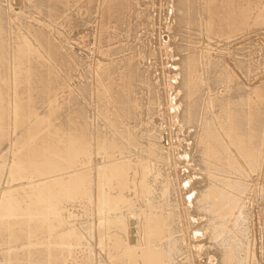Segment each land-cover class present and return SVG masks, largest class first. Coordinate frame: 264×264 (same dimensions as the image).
<instances>
[{
  "label": "rangeland",
  "instance_id": "374dc122",
  "mask_svg": "<svg viewBox=\"0 0 264 264\" xmlns=\"http://www.w3.org/2000/svg\"><path fill=\"white\" fill-rule=\"evenodd\" d=\"M107 1L0 0V13H7V43L12 51L10 57L13 56L9 57L11 67L15 64L20 35L42 55L36 65L37 72L47 74L48 70L41 64L49 65L47 68L54 75L47 95L41 102L32 104L37 112L34 121L48 118L59 130H72L65 132L66 140L77 137L75 134H86L91 144L106 138L112 157L108 160L98 155L92 159L86 157L87 160L82 157L78 170L87 173L89 169L94 171L97 166L109 163L123 166L127 175L122 192L128 202L121 207L119 217L126 223L129 212L139 214L136 232L128 236L124 223L123 228L117 225L120 221L107 228L99 227L101 219L94 216L88 200L63 203L65 215H74L67 228L75 227L85 241L82 248L72 251L70 259L69 254L61 256L60 263L77 264L78 260L82 264L84 257L91 255L92 264H127L128 259L125 261L122 254L136 241L137 255L150 250L162 252L163 264H224L225 253L229 254L225 264H264V0H119L124 4L122 25L114 16L117 0ZM220 6L227 12L214 14L211 9ZM237 14H240L239 20L235 17ZM183 16L186 18L182 21ZM41 31L47 36L46 40L59 49L62 46L60 52L64 60L61 63L52 60L41 47L42 38L37 36ZM184 55L193 56L196 61L195 66L186 71L188 75L184 74ZM134 71L138 75L128 87L126 80ZM123 92L129 100L125 112ZM50 100L54 101L51 106ZM77 110L85 116V128H80L78 123L73 129V124H69V118ZM189 112H193L191 117ZM229 114L235 115L234 119L237 117L234 127L239 128L241 136L256 137L259 156L254 160L229 137ZM251 117L256 122L249 126ZM208 132L215 135L220 147L217 148L219 157H207L205 163L201 159V139ZM16 134L11 136L13 140H18L20 134ZM211 145L215 146L213 139ZM5 183L0 192L9 187ZM112 185L115 195L119 191L118 181ZM94 186L91 190L97 203V182ZM213 192L215 197L211 195ZM115 216L118 214L112 217L113 221H117ZM154 222L156 225H151ZM89 223L94 226L91 224V228ZM227 235L230 246L223 242L224 247L221 241ZM91 236L97 241L91 240ZM106 236L108 238L99 246L101 238ZM120 240L122 247L117 249L116 242ZM40 249L50 247L43 245ZM215 251L218 253L214 254ZM43 252L34 256L31 264H48L45 258L38 259L48 251ZM136 262L143 264L141 258Z\"/></svg>",
  "mask_w": 264,
  "mask_h": 264
},
{
  "label": "bare ground",
  "instance_id": "6f19581e",
  "mask_svg": "<svg viewBox=\"0 0 264 264\" xmlns=\"http://www.w3.org/2000/svg\"><path fill=\"white\" fill-rule=\"evenodd\" d=\"M104 4L106 5V3H104ZM50 6L52 7V5H50ZM115 6H116V14L114 16L117 17V22H119V25H120L121 24L120 20L123 17L122 10L124 9V4H122L119 0H117V1H115ZM211 10L216 15L218 14V12H219V14L223 13V12H227V11H225V8H221V6L212 8ZM234 10H236V8ZM8 11H10V10H8ZM213 13H212V15H213ZM6 14L0 13V187L5 182L8 184L9 187L1 190V192H0L1 193V195H0L1 196V200H0V264H31L32 261L34 260L33 257L34 256L37 257V254H40L43 251L44 252L48 251L47 255L46 256H44V255L38 256L39 260H41V258H45L46 263L48 262V264H62V263H60L59 258L61 256L69 254V259H70L72 257V254H73L72 251L76 250L78 248H82L81 245L85 241V240L83 241V236L79 234L81 232L78 233V231H76L74 229L75 228L74 226H73L74 228H71V229L67 228L69 225V220L72 217H74V215L72 216V214H71V217H67V215H65V210H63V208H62L63 203L69 204L73 201H77L78 199L79 200H88L90 207H93V209H94V211H93L94 216L96 215V218L98 216L101 219V224L99 225V227L107 228L111 224L113 225L114 223H117L120 221L119 224H117V225L119 227L123 228V223H124V227H126L125 229L128 232V236H133L135 234V232H136L135 224L136 225L139 224L138 223V215L139 214L138 215H136L134 213L132 214V212H129L128 215L126 214L127 215L126 217L128 218V220H127L128 222L126 221V223L123 220V218L119 217V212L122 211L121 207L123 205H127V202H128L126 200V198L123 196L124 193L122 192V189H124L126 187V183H125L126 178L125 177L127 175L123 171V168H124L123 166H120V165L115 166V164L109 163L108 166H104V167L100 166V165L97 166V168L94 171H93V168L89 169V171L87 173L86 172H80L78 170L79 166L81 165V161H82L81 158L82 157H85V158L90 157V159L94 158L93 157L94 155H98L99 157L102 156L105 159L112 157L111 153L108 152L109 151L108 146H107L108 140L106 138L101 139L100 141H98V143H95V144L92 143L91 144L90 141L88 142L86 140V134H84V135L75 134L77 137H73L74 140L73 139L72 140H66V133L65 132L70 133V132H72V130L67 131V129H64V131H61L58 129L57 126H54V122L48 118H42V117L39 118L38 117L39 119H37V121H34V119L37 116V112H36V108H34V106H32V104H35L36 101L42 100L44 98V96L47 95V93L49 92V90L53 86V81H54L53 76L54 75H52V71L49 68H47L49 65L47 67H45L43 64H41L45 70H48L47 74H43L42 72H40V73L37 72L38 70H37L36 65L41 62L40 60H41L42 55L40 54V52L38 51V49L36 47H34L31 43H29L27 38L21 37L20 35L18 36L17 40H19V38H20L21 42L20 41L18 43L16 42L18 45L16 48L15 57L13 60V62H15V64L13 67H11V62H9V60H10L9 57H10L12 51H10V46L7 43L9 31H8L7 18H6L7 15ZM235 17L238 18V20H239L240 14L235 15ZM185 18L186 17L183 16L182 21ZM221 18H223V17H221ZM46 20L47 19H45V21ZM47 24H48V22H47ZM49 24H50V22H49ZM249 25H250V23H249ZM42 26H44V25L42 24ZM45 27L47 28V26H45ZM10 28H11V25H10ZM10 31H11V29H10ZM26 32H27V30H26ZM41 32H39L37 34L38 37L42 38V41L40 42L41 47L44 48V50L48 53V55L50 56V58H52V60L55 59L56 61H60V63H61L64 60V56L60 52V49L62 46L59 49L55 43L53 44L49 40H46L45 37H47V36L45 35L44 32H42V33ZM30 34H32V33H30ZM14 37H15V35H14ZM10 41H12V40H10ZM9 43H12V42H9ZM63 44H65V43H63ZM9 51H10V53H9ZM184 56H185L184 57L185 58L184 59V62H185L184 74L188 75L187 72L195 66L196 61H195V58L193 56H189V58H187L186 55H184ZM181 57H182V54H181ZM10 58H13V56ZM182 59H183V57H182ZM48 63H49V61H48ZM187 65L189 68L188 70H187ZM34 67H36V68H34ZM125 67H127V66H125ZM125 70H126V68H125ZM11 71H13L12 74H11ZM197 72H198V70H197ZM137 75H138V73L135 71L130 74L129 78L126 80V82H128L127 83L128 87L131 86L132 84H134V79H136ZM11 90H12V92H11ZM84 90H85V88H84ZM89 90H88V92H89ZM124 90H126V89L124 88ZM37 91H38V93H36ZM124 93L125 92L122 93V95H123L122 109L125 112V109L127 110V102L129 100H128L127 95ZM35 94H37V95L35 96ZM64 94H65V90H64ZM60 95H61V93H60ZM84 97H86V95ZM76 98H78V97H76ZM53 102H54L53 100H50L48 102L49 106H51L53 104ZM49 106H48V108H49ZM58 106H59V103H58ZM129 108H130V110H132L131 107H129ZM45 109H43V110L45 111ZM70 109H71V107H70ZM85 109H86V107H85ZM43 110H41L40 114H42ZM62 113H63V111H62ZM192 114H193V112L192 113L189 112V117H191ZM107 116L109 117L110 115H107ZM234 116L235 115H233V114H229V116H228L229 137H231L233 139V142L235 141L240 147H242V149L245 150V152L248 154V157L251 160H254L255 158H257L259 156L258 147H257L256 139H255L256 137L253 136L251 138L250 137L246 138L243 135L241 136L239 131H238L239 128L235 129V127H234V122H238L237 121L238 119H236L237 117L234 119ZM85 121H86L85 116H83L82 111H79V110L74 112L73 116H71L69 118V124L70 125L73 124V129H74L75 124H78V123H79L80 128L81 127L85 128V125H86ZM250 121L251 122H250L249 126H251V124H253L252 123L253 121L256 122V119L254 120L251 117ZM91 127H90V129H91ZM90 129H89V131H90ZM100 132H101V130H100ZM206 132H207V130H206ZM16 133L20 134L18 136L19 138L16 136L18 138V140H13L11 136L13 134L17 135ZM95 135H96V133H95ZM153 135H154V133H153ZM135 136H136V134H135ZM140 136H139V139H140ZM263 136H264V133H263ZM13 138H15V137H13ZM211 139H213L215 146L211 145ZM149 141H150V139H149ZM196 141H197V138H196ZM151 142H149V143H151ZM138 143H139V141H138ZM143 144L145 145V141ZM201 146L203 148L201 159H202V161L204 159L205 163H206L207 157L214 158V159L219 157L218 156L219 151L217 148L220 147V142H218V140L216 139L214 134L208 132L207 136L202 137ZM262 146H263V143H262ZM94 150H95V152H94ZM158 154H157V156H158ZM114 158H116V157H114ZM239 158H240V156H239ZM95 159H97V158H95ZM241 159H242V157H241ZM86 160H87V158H86ZM170 161H171V159H170ZM90 162H91V160H90ZM136 162H137V160H136ZM154 167H156V166H154ZM149 168H151V167H149ZM81 170L83 171V168ZM155 173H156V171H155ZM212 173H213V171H212ZM229 173H230V171H229ZM151 174H152V172H151ZM153 174H154V172H153ZM141 175H142V173H141ZM130 176H131V174H130ZM162 176H164V175L162 174ZM166 176H167V173H166ZM96 178H99V180H97ZM153 178H154V175H153ZM153 178H151V179H153ZM138 179H139V177H138ZM166 179H168V178H166ZM115 180L118 181L117 187H118L119 191H117V193L114 195V193H112V190H111V188H113V187H111V185L113 184V182H115ZM160 180H161V178H160ZM96 182H97V186H98V189H96V190H98V192H99V194H97L95 192L98 195L97 203H96V199L94 201V195H95V194L93 195L94 191L91 190L92 186L95 187L94 183H96ZM158 182H159V180H158ZM173 182H174V180H173ZM17 183H20V185L17 187L11 186V185L17 184ZM137 185H138V182H137ZM168 186H169V184H168ZM217 186H219V185H217ZM151 188H154V187L151 186ZM169 189H170V187H169ZM155 193H157V192H155ZM203 194H205V193H203ZM211 195H214L213 197H215L216 194H215V192H213ZM141 199H142V197H141ZM181 199H182V196H181ZM138 201H139V199H138ZM143 201L144 200H142L141 202H143ZM170 202H169V204H170ZM85 203H86V201H85ZM171 204H172V202H171ZM72 206H73V204H72ZM72 206H70V208ZM172 206H173V204H172ZM207 206H208V204H207ZM74 207L75 206H73V208ZM147 208H145V209L147 210ZM83 210L84 209H82V211ZM134 210L136 211L135 208H134ZM140 210H142V209H140ZM146 210H145V213H146ZM88 211H90V209ZM127 211H129V210H127ZM70 212H71V210H70ZM79 212H81V211H79ZM163 212H164V210H163ZM84 214H87V213H84ZM84 214H83V216H84ZM91 214H89V216ZM116 214H118V216H115L116 217L115 220H117V221H113L114 215H116ZM75 215H76V213H75ZM79 215H80V213H79ZM159 215H160V212H159ZM83 216H82V218H83ZM76 217H78V214ZM176 218H177V216H176ZM167 219H168V217H167ZM174 220H175V218H174ZM78 221L79 220H77V222ZM142 221H144V220H142ZM79 223H80V221H79ZM156 223L157 222H154L151 225L154 226V225H156ZM91 224L89 223V226ZM239 224H240V221H239ZM87 225H88V223H87ZM87 225H85V226H87ZM79 226H80V224H79ZM91 226H94V225L92 224ZM65 227L68 230H65L64 229ZM96 227H97V225L95 226V229H96ZM79 228H81V226ZM239 228L242 229L241 227H239ZM140 229H142V228H140ZM96 232H97V230H96ZM85 233H87V232L85 231ZM91 233L93 234L94 232H91ZM232 233H233V231H232ZM94 234L96 235V233H94ZM94 234H93V236H94ZM141 237H142V235H141ZM227 237H228V235L226 237L222 238L221 244L224 245V243H225L226 245L228 244L230 246V243H229L230 239H228ZM93 238H95V237L91 236V240ZM107 238H108L107 236L101 238L98 245L102 246ZM220 240L221 239H219V242H220ZM93 241H94V239H93ZM96 241L97 240H95L94 242H96ZM166 241H168V240H166ZM107 242H109V239ZM121 242H122L121 240L119 241V243L116 242L117 249H120V246L123 243V242L122 243ZM136 243L137 242L134 241L132 244L133 247L132 246L127 247L126 248L127 250H125L126 253L124 252L122 254L123 257H125V261H126V259H128L129 263H127V264H136L137 263L136 261L139 258L142 259L143 264H155V263L156 264H163L164 254L162 252H156V251L150 250V251H145L140 255H137L135 250L138 249L139 246L135 247ZM179 243H178V245H180ZM185 243H187V242H185ZM190 243H187V244L191 246L192 244H190ZM241 244H243V243H241ZM43 245H47V247L48 248L50 247V249H48V250L40 249ZM176 245H177V243H176ZM215 245L216 244H214V247H215ZM235 245H236V243H235ZM87 246H89V244ZM163 246H165V245H163ZM167 246H168V244H167ZM218 246H219V244H218ZM239 246H240V244H239ZM224 247H225V245H224ZM51 248H53V249H51ZM91 248L93 249V247H90V249ZM219 248H221V247H219ZM240 248H241V246H240ZM38 249H40V250H38ZM179 249H180V247H179ZM217 249L218 248H216V250ZM41 250H43V251H41ZM81 251H82V249H81ZM89 251H92V250H89ZM220 251H222V253H223L224 249L222 248V250L220 249ZM25 252H27V256L25 255L26 254ZM167 252L168 251H166V254H167ZM169 252H170V250H169ZM79 253H81V252H79ZM90 253L93 254V252H90ZM216 253H218V252L215 251L214 254H216ZM222 253L220 254V252H219V254L221 256H222ZM172 254H174V253H172ZM219 254H218V256L216 255L218 257V260L220 259ZM227 255H229V254H227ZM227 255L225 253V256L224 257L222 256L224 264L226 263L225 262L226 260L227 261L229 260L228 259L229 256H227ZM90 257H91V255L90 256L88 255L86 258L84 257L85 260L84 259L82 260V264H90L89 263L91 261ZM217 257H216V260H217ZM236 257L238 258L237 255H236ZM78 258H80V257H78ZM238 261L239 260L237 259V262ZM72 262L73 261L71 259L70 263H72ZM77 264H79L78 260H77ZM91 264H92V261H91ZM118 264H120V263H118ZM218 264H221V263H218Z\"/></svg>",
  "mask_w": 264,
  "mask_h": 264
}]
</instances>
